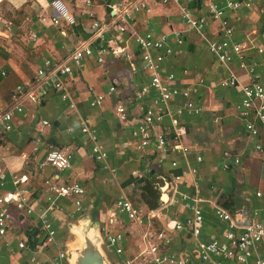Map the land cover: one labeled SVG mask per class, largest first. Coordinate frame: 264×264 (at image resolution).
<instances>
[{
    "label": "crops",
    "instance_id": "crops-1",
    "mask_svg": "<svg viewBox=\"0 0 264 264\" xmlns=\"http://www.w3.org/2000/svg\"><path fill=\"white\" fill-rule=\"evenodd\" d=\"M130 1L134 0H0V108L9 106V94L14 86L31 80L44 57L63 60L85 39L90 41L94 54L99 43L92 36L91 22L95 19L108 24L105 35L131 52L135 62V69H131L123 57L106 52L104 60L97 62L92 54L85 58L81 68L73 67L69 74L60 76L68 98L62 100L59 90L48 87L36 103H23V112L14 116L9 131L0 127V150L4 159H0V164L7 165L0 192L14 189L11 174L25 176L22 185L29 190L36 212L26 217L12 210L13 220L6 234L0 237V264H26L32 255L47 264L48 258L57 250H64L68 243L67 225L88 215L110 232L123 234L122 255L108 248L112 259L104 245L102 248L114 264L124 263L141 242L147 221L137 223L118 212L114 222L108 224L107 208L119 196L143 208L158 210L159 217L150 220L152 229L164 227L170 219L183 221L191 214L180 203H172L171 198L177 192L199 199L203 221L197 236L187 229L166 230L172 238L166 251L176 255L193 254L196 240H223L221 233L226 223L216 216L214 203L227 210L231 207L233 211L245 208L250 218L264 220V166L262 157L253 148L256 142L264 144V132L260 130L253 137L244 129L245 121L238 107L241 97L238 83L248 82L249 77L240 66L239 58L225 65L206 48L205 40L222 36L218 21L207 15L205 0H198L192 6L195 12L206 17L200 31L182 20L176 4L153 0H146L150 11H131L126 15L127 22L119 20L121 6ZM213 1L222 6L226 0ZM181 2L189 6L187 0ZM41 15L47 17L45 21ZM52 15L59 22H51ZM224 18L232 28V40L253 38L263 46L264 53V0H251L248 6L241 4L234 10L225 9ZM118 23L125 27L123 34L116 32ZM146 30L155 36H168L172 52L160 64L162 76L173 72L172 84L180 88L200 79L192 98L201 111L182 118L181 141L188 146L185 154L176 151L160 155L153 145L143 151L135 148L131 131L141 120L143 105L157 96L148 84L149 72L141 67L139 48L131 38L135 32ZM176 31L181 35L180 44L173 40ZM150 51L155 53L154 49ZM245 59L258 60V56L249 49ZM255 72L254 79L264 85V65H258ZM232 73L238 83L220 85ZM142 85L146 86L143 94L138 91ZM110 86L113 91H108ZM96 93L103 95L102 102L89 105ZM181 104L180 98L168 101L161 119L151 129L169 136V115ZM117 105L126 109L127 120L118 119ZM41 118H46L48 124L42 125ZM84 119L96 134L95 143L107 154L108 168L103 161L93 158L90 150L93 141L79 130ZM50 145L67 152L70 168L59 171L45 162L44 155ZM237 158L238 162L234 163ZM172 159L177 161L176 167L170 165ZM224 163L229 167L224 168ZM174 175L179 176L176 182H172ZM46 178L57 184L77 182L84 189L79 210L72 196H52L49 203L43 182ZM42 210H46L55 231L54 244L41 241L37 214ZM19 240L24 242L23 248L17 246ZM256 254L264 259V241L258 244Z\"/></svg>",
    "mask_w": 264,
    "mask_h": 264
},
{
    "label": "built area",
    "instance_id": "built-area-1",
    "mask_svg": "<svg viewBox=\"0 0 264 264\" xmlns=\"http://www.w3.org/2000/svg\"><path fill=\"white\" fill-rule=\"evenodd\" d=\"M155 3L168 4L174 3L180 9V15L186 24L200 31L206 23L205 15H200L195 12L193 7L188 6L181 0H153ZM251 0H226L222 6L216 4L213 0H205V7H207V15L213 20L218 21L219 29L221 31V38L216 40H205L206 48L210 54L216 57L221 63L228 65L235 57L239 58L240 66L248 74L249 81L246 83H238L235 74H230L227 78L220 81L222 86H232L239 84L241 92L240 101L238 104L240 115L243 117L245 124L244 129L253 137H257L260 130L264 132V85L262 82L254 79L256 68L258 65H264L263 46L254 42L253 38L247 37L244 40H232V28L229 26L227 19L224 18L225 9L234 10L239 5L248 6ZM149 4L146 0H134L127 2L121 6V12L117 18L121 21L126 20V15L131 11H150ZM41 20L45 21L46 16L41 15ZM51 22H59L56 16L50 17ZM108 24L101 23L95 19L91 22L92 36L96 38L99 43L95 48V53L90 44V41H80L72 50L64 57L63 60H54L50 57H44L42 65L37 68L31 80L18 83L14 86L9 94L10 103L7 108H0V127L4 131L11 129V121L16 114L22 113L23 103H36L46 88L53 87L60 91V98L65 100L68 98V93L64 88L60 76L69 74L72 68H81L84 64L85 58L92 55L97 62H102L103 54L109 52L113 56L123 57L126 59L131 67L135 69V62L132 53L125 47L118 46L112 37L105 35V30ZM116 32L123 34L125 27L118 23L116 25ZM133 42L138 46V58L141 61V67L149 73V86L154 88L157 96L152 97L151 100L143 105L141 111V120L136 123V126L131 131V135L135 138V148L143 151L147 147L153 145L154 149L160 154L167 156L168 154L179 151L185 154L188 146L184 145L181 137L184 134L182 126V118L194 115L201 111V107L196 104L192 95L196 94V83L185 87L175 86L173 83L174 73L168 72L164 76L161 75L160 64L164 56L171 54V47L168 45V36L166 34L156 35L151 30H146L143 33L135 32L131 35ZM173 40L175 43L182 42L179 32H173ZM154 49L155 53H151ZM253 49L258 56V60L252 59L247 61L245 59L246 51ZM187 69L184 70V73ZM3 73V71H1ZM110 86L108 91H113ZM139 93L146 92V86L142 85L139 88ZM180 98L182 104L170 113V133L169 136L154 132L151 129L153 123L161 119V114L166 110L168 101ZM103 95L96 93L90 100L89 105H97L102 102ZM70 106H73L71 103ZM116 114L119 120H127V111L123 106L117 105L115 107ZM42 125H47L48 120L41 118L39 121ZM257 122L259 124H257ZM80 132L87 133L88 137L93 141L91 145V154L94 159L103 161L105 167L107 166L106 152L95 143L96 134L94 130L88 125L87 119L80 123ZM255 153L262 157V166H264V144L256 142L253 145ZM198 160L201 159L196 155ZM0 159L4 161L0 150ZM44 160L54 166L55 169L61 171L70 168L69 155L62 148L50 145L45 152ZM159 162H162L159 159ZM238 162V158L234 159V163ZM172 167L177 166L176 160H171ZM224 168H228L229 164L224 163ZM7 165L0 164V184L4 178V170ZM195 171V168H192ZM179 179L178 175L172 177V182ZM26 177L17 174H11V181L14 185L12 191L0 192V237L6 234L11 221L13 220L12 210L19 212L26 217L35 214L33 205L29 199L26 186L22 184ZM44 186L48 194L47 200H52V196H66L73 197V204L76 209L79 208L84 189L77 183L71 182L67 184H57L51 178L44 179ZM177 196L171 198L172 203H180L183 208L189 209L191 214L180 221L170 219L165 223L164 227L152 229L151 219L159 217L158 210L152 208H143L140 205L132 204L123 196L117 197L113 204L107 208L108 224H112L116 219L118 212L125 213L129 220L141 223L147 221V228L141 233V242L138 243L137 249L132 252L122 264H264V259L256 254V248L259 243L264 241V220L251 218L247 224H239L235 221L232 214L226 208L214 203V211L216 216L226 223L222 230L223 240L210 239L208 241L196 240L194 243V253L176 255L172 252L166 251L167 247L171 245L172 238L166 233V230L179 231L187 229L193 236H197L200 232V224L203 221L202 207L199 205V199L191 197L184 192H177ZM50 207V205L48 206ZM79 210V209H78ZM257 214L256 212L254 213ZM38 225L41 231V241L44 244H54L55 231L51 224V220L46 214V210H42L37 214ZM99 231L102 237V245L110 248L116 255L123 254V248L120 242L123 239V234L120 232H110L108 227L99 226ZM19 248L25 246L22 240L17 242ZM46 261L36 259L35 256H30L26 264H45ZM47 264H68L65 259L64 250H57L52 254Z\"/></svg>",
    "mask_w": 264,
    "mask_h": 264
},
{
    "label": "water",
    "instance_id": "water-1",
    "mask_svg": "<svg viewBox=\"0 0 264 264\" xmlns=\"http://www.w3.org/2000/svg\"><path fill=\"white\" fill-rule=\"evenodd\" d=\"M190 7L198 0H187ZM235 221L239 224L250 222L249 212L245 209L229 210ZM244 213L246 219H242ZM240 215V216H239ZM99 221L91 217L82 216L75 222L67 225L68 243L64 245L65 259L68 264H114L102 248V237L99 231Z\"/></svg>",
    "mask_w": 264,
    "mask_h": 264
},
{
    "label": "trees",
    "instance_id": "trees-1",
    "mask_svg": "<svg viewBox=\"0 0 264 264\" xmlns=\"http://www.w3.org/2000/svg\"><path fill=\"white\" fill-rule=\"evenodd\" d=\"M228 209H229V210H232L231 207H228ZM243 209H245V208H243ZM245 210L248 211L247 209H245ZM248 212H249V211H248ZM241 215H242V219H246V216L244 215V213H241ZM248 218H249V220L251 219L249 215H248ZM29 241H30V243H32V241H31L30 238H29Z\"/></svg>",
    "mask_w": 264,
    "mask_h": 264
},
{
    "label": "rangeland",
    "instance_id": "rangeland-1",
    "mask_svg": "<svg viewBox=\"0 0 264 264\" xmlns=\"http://www.w3.org/2000/svg\"><path fill=\"white\" fill-rule=\"evenodd\" d=\"M104 249L106 250V252H107V254L109 255V257L113 259V256H112V254H111V253H109V251H108V248H107V247H105Z\"/></svg>",
    "mask_w": 264,
    "mask_h": 264
}]
</instances>
